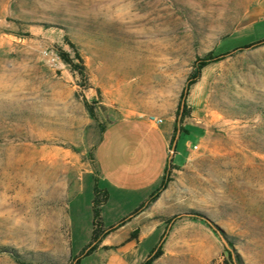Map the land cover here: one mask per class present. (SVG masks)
<instances>
[{"label":"rangeland","instance_id":"obj_1","mask_svg":"<svg viewBox=\"0 0 264 264\" xmlns=\"http://www.w3.org/2000/svg\"><path fill=\"white\" fill-rule=\"evenodd\" d=\"M209 53L223 55L189 86L181 118ZM132 115L205 134L168 168L153 211L116 197L102 227L124 222L93 239L96 145ZM187 139L199 132L180 148ZM181 212L212 219L242 264H264V0H0V264H21L12 252L71 264L94 243L80 264H140L154 246L151 264H230L218 234Z\"/></svg>","mask_w":264,"mask_h":264},{"label":"crops","instance_id":"obj_2","mask_svg":"<svg viewBox=\"0 0 264 264\" xmlns=\"http://www.w3.org/2000/svg\"><path fill=\"white\" fill-rule=\"evenodd\" d=\"M259 4L260 1L247 10L244 19ZM176 127L175 130L172 119L156 125L137 115L118 118L105 127L95 149L96 171L91 172L95 179L93 189L97 186L108 193L101 205L113 203L119 197L121 203L138 204L136 208L143 203L147 211L154 210L153 205L161 199V189L154 199L150 198L161 185L168 168L183 166L195 151L193 146L198 148L205 134L202 125L185 119ZM193 131L199 132V139L194 142L187 139L185 150L180 148L181 136ZM200 224L209 229L205 222L200 221Z\"/></svg>","mask_w":264,"mask_h":264},{"label":"trees","instance_id":"obj_3","mask_svg":"<svg viewBox=\"0 0 264 264\" xmlns=\"http://www.w3.org/2000/svg\"><path fill=\"white\" fill-rule=\"evenodd\" d=\"M76 55H77V57L79 59H81V57H80V55L78 53ZM222 55L223 54L215 55V54L209 53V54H206L203 57L198 58L196 60V62H195V67H196L195 68V72L190 76L189 81L187 82V85H186L187 89L189 88V86L191 84H193L197 80V77L199 76L201 69L205 65L220 59V57H222ZM59 57L62 59V61H64L65 63L69 64L70 66H72V68L75 69V67H78L80 73H82V71L84 69V66L82 64L78 65V64L74 63L73 58L70 56V54L68 52L61 50L59 52ZM185 108H186V104H185V101H184V103L182 105V110L179 111V115H180L181 118H183L186 115ZM176 129H177V127L175 125V130ZM165 185H166L165 181H162V184L156 190L155 194H153L151 196L150 200L154 199L158 195V192L160 191V189H162V187H165ZM93 193H94V196H93V200H92V208H93V215H94V221H93V225L94 226H93V230H92V238L95 239L97 237V232L98 231L101 232L99 237L102 238L114 227H109V228L102 227V221H101V216H100V212H99L101 204L107 199V196H108L107 191L103 190V189H100L97 186H95L94 189H93ZM142 206H143V203L138 208H136L134 210L133 214L136 213ZM191 217L200 219L201 221L205 222L213 231H215L212 228V226H210V224L204 218H201V215H199L197 213H194V215H191ZM123 222H124V220L121 221L119 225H121ZM214 225H216L218 228H220L217 224H214ZM228 242H229L230 246L235 251L233 242L230 241V240H228ZM96 247H97V243H94L88 249H85V248L82 249L80 254L82 255L84 253V255H86V254L90 253L91 251H93ZM225 250L227 251V253L229 255L230 264H235L234 261H233L231 252L228 249H226V248H225ZM161 253H162L161 246H154L149 251V253L147 254L146 258L140 264H151L154 259H156L157 257H159L161 255ZM80 254L73 256V261H72L71 264H80V260H81ZM12 255H14L15 259L21 264H32L30 262H25V261L21 260L19 258V256L17 254H15V252H12ZM235 256H236V262L238 264H242L240 262L239 255L236 252H235Z\"/></svg>","mask_w":264,"mask_h":264},{"label":"water","instance_id":"obj_4","mask_svg":"<svg viewBox=\"0 0 264 264\" xmlns=\"http://www.w3.org/2000/svg\"><path fill=\"white\" fill-rule=\"evenodd\" d=\"M186 91H187V87L185 88L184 94L182 96V100H181V106L183 105L184 101H185V96H186ZM183 215H194V213H187V212H181L180 214H177V217L183 216ZM201 218H204L209 224L210 226H212V228L215 230V232L218 234V236L220 237L224 247L226 249H228L231 252L233 261L235 264H238L236 262V256H235V251L234 249L230 246L227 237L224 235V233L222 232V230L220 228H218L216 224L212 219L208 218L207 216L201 215Z\"/></svg>","mask_w":264,"mask_h":264},{"label":"built area","instance_id":"obj_5","mask_svg":"<svg viewBox=\"0 0 264 264\" xmlns=\"http://www.w3.org/2000/svg\"><path fill=\"white\" fill-rule=\"evenodd\" d=\"M148 120L151 121V122H153L156 125H159V124H161L164 121V119L162 117L157 116V115H151V116H149L148 117ZM193 148L196 149L197 148V145H194Z\"/></svg>","mask_w":264,"mask_h":264}]
</instances>
